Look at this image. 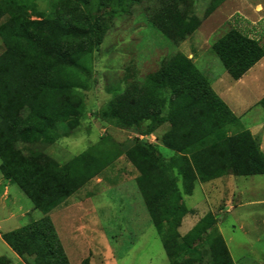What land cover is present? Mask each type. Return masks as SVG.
Wrapping results in <instances>:
<instances>
[{
  "label": "trees",
  "instance_id": "1",
  "mask_svg": "<svg viewBox=\"0 0 264 264\" xmlns=\"http://www.w3.org/2000/svg\"><path fill=\"white\" fill-rule=\"evenodd\" d=\"M145 1L149 20L172 42L184 41L196 29L194 0H52L49 15L27 0H0V171L43 213L2 234L26 264H71L49 213L124 154L139 173L138 189L170 264H234L224 237L214 231V213L187 234L179 232L184 217L193 213L183 195H192L197 182L264 175V153L187 55L177 53L156 72L117 90L101 112L103 121L122 129L149 122V135L168 123L163 144L173 152L170 158L158 145L125 150L110 138L65 163L32 148L52 144L60 129L69 134L80 125L81 90L89 86L93 51L111 21ZM225 1L212 0L205 17ZM212 51L233 80L264 58L259 40L238 28L218 39ZM258 105L264 111V97ZM0 264L11 260L1 256Z\"/></svg>",
  "mask_w": 264,
  "mask_h": 264
},
{
  "label": "rangeland",
  "instance_id": "2",
  "mask_svg": "<svg viewBox=\"0 0 264 264\" xmlns=\"http://www.w3.org/2000/svg\"><path fill=\"white\" fill-rule=\"evenodd\" d=\"M27 1L35 3L36 11L45 15L53 11L52 0ZM211 2L194 0L192 18L197 27L179 43L166 38L151 23L146 9L148 1L134 6L130 14L111 21L102 44L93 51L89 86L81 90L84 117L80 125L69 134L60 129L57 141L32 148L44 150L65 163L103 138H110L125 144V150L155 144L161 155L170 158L173 152L163 144V137L170 128L168 123L149 135V122L122 129L103 121L101 112L117 90L124 91L132 82L156 72L177 53L192 58L199 71L211 81L227 74L212 46L232 28L258 39L264 47V0H226L205 17ZM31 17L37 19L38 16L32 13ZM3 52L0 37V55ZM254 119L264 121V111L259 105L242 121L249 125ZM138 175L124 154L51 211L71 264H81L86 258L90 264H170L138 189ZM178 185L182 190L180 181ZM183 198L193 213L185 219L179 230L181 234L212 212L218 221L214 231L224 237L234 264H264V175H228L208 183L197 182L192 195H183ZM42 217L43 213L34 209L20 188L5 180L0 171V234ZM187 225L191 227L186 230ZM1 256L9 258L11 264H23L0 238Z\"/></svg>",
  "mask_w": 264,
  "mask_h": 264
},
{
  "label": "crops",
  "instance_id": "3",
  "mask_svg": "<svg viewBox=\"0 0 264 264\" xmlns=\"http://www.w3.org/2000/svg\"><path fill=\"white\" fill-rule=\"evenodd\" d=\"M211 83L214 91L229 106L231 111L242 121V118L246 116L247 113H249L255 106H258V103L264 97V58L239 80H233L227 73L214 79V81H211ZM257 121L258 119H254L248 123L249 125H246L245 123H243V121L242 123L245 128L248 129L252 133V135L258 139V141L260 142L261 151L264 153V121L263 123ZM189 215H192V213L184 217L181 227H183L184 221ZM49 216L51 217L50 213ZM53 223L55 225L54 221ZM193 224L194 222L190 225L192 226ZM190 225L186 226V230L191 227ZM181 227L179 229L180 231ZM188 232L182 233V235H185ZM2 234H0L1 239ZM58 235L69 258L70 255L67 246L59 232ZM79 248L80 247H78V249ZM20 260L22 261L21 263L26 264L21 258Z\"/></svg>",
  "mask_w": 264,
  "mask_h": 264
}]
</instances>
